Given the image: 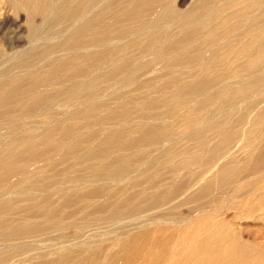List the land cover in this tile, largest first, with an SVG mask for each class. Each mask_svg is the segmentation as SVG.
Segmentation results:
<instances>
[{
    "label": "bare ground",
    "instance_id": "6f19581e",
    "mask_svg": "<svg viewBox=\"0 0 264 264\" xmlns=\"http://www.w3.org/2000/svg\"><path fill=\"white\" fill-rule=\"evenodd\" d=\"M111 1L6 0L14 11L26 14L25 29L28 48L25 51H13V54L5 56L7 68H4L0 73V244L8 248L14 245L13 248L18 249L19 252L20 248L28 245L29 240L34 241L35 238L42 237L41 235L45 232L41 227L43 222L56 229L61 228L60 225L62 224H74L73 221L75 220H71L73 210L67 211L63 218L58 222L56 221V225L54 222L57 213L67 210L74 200L83 199V201L87 200L90 211L84 215V219L79 218L81 219V223L80 220L78 221L80 224L75 223L73 226L78 229L77 239H84L85 241L71 247H59L56 252L46 256L37 253L34 255L35 259L55 256L54 262L57 259L69 263L72 261V264H83L84 262L89 264H125L129 260L137 258L148 247L149 264H264V247L256 242L254 235L240 227L243 223L264 222V0H224L221 5L219 4L211 10L206 9V6L217 0H197L192 8L190 7V11L186 10L188 11L186 13L177 12L173 6L167 4L163 5L161 10L156 8L158 11L151 18H147V22L139 29L130 27V29L122 30L119 27V29L109 32L110 26H103V23L106 20L107 6ZM238 2L243 6H237ZM129 3L131 4L130 1ZM155 3L161 2L160 0L150 2L136 0L134 9L132 8L133 10L125 16V19L133 16L140 17L139 6L149 8ZM227 10L231 11L226 14ZM223 12L226 15L221 18L220 15ZM107 16L110 17L109 11ZM37 17L40 18L38 23H36ZM112 17L113 19L116 18ZM218 18L221 20L220 23L228 27L229 34L227 35H231V38L228 36L229 41L231 39V43H229L231 47L233 45V52L230 53H232L234 60L227 63L226 59L221 57V52H218L221 58H214L215 60L212 61L206 55H198L196 56V63L199 62V72L196 71L198 73L194 74V83L191 86H189L190 84L182 85L180 88L177 87L178 89L174 86L177 90L169 96L155 97V99L146 102L141 111L147 113V117H143L145 118L142 119L143 122L139 121L140 124L136 125L141 128L140 136L137 139L125 141V144L122 143L126 150H135V155L129 153L131 156H127V158L115 154V157L111 158L112 155H110L109 162L105 164L85 166L83 170L87 176L84 180H77L72 177L65 185L59 183L60 178L57 180L53 178L47 182L43 178L45 176H43L44 170L42 171V169L33 172L36 165L33 166V164L40 158V154L35 151V153H29L27 158V151L48 141L50 146H55L57 143L55 139L64 140L63 137L67 138L77 127L71 120L81 119L89 114L93 116L92 112L99 111L105 106L106 98H95L94 93L97 89L96 83L104 77L103 71L105 69H99L100 66L98 65L88 66L84 63L83 65H80L81 63L76 65L80 59L86 61V59L96 57L101 62L102 59H107L110 54L113 59L110 57V60H106L105 67L110 68L111 75L116 80L119 79L117 85H120L121 88H127L139 73L160 72V64L166 51H173L176 43L179 45V42L184 38L204 31L210 21ZM175 23L178 24L179 32L173 36L169 34V28ZM215 31L212 33L215 34ZM147 35V41L145 39L144 44L140 45L139 43L138 45L139 53L143 56L140 61L138 63H134V61V64L131 65L125 63L126 65L123 66L122 61H129V59L126 61L128 56L126 57L125 50L138 44L141 36L147 37ZM222 38L224 39V37ZM207 41L206 43L210 46V43L214 42L213 39ZM180 46H183V43ZM66 49L70 50L71 56L66 59L64 57L65 60L60 61L59 66L53 67L52 60L44 61L45 57L49 59L48 57L53 53L54 56H57ZM188 49L181 48L173 61L182 62L184 60L182 56ZM91 50H95L94 53H90ZM129 57L131 58V56ZM77 59H79L78 62ZM42 60L47 63V66H52V69L47 71V75L37 77L35 69L32 67L35 66L34 63L40 64ZM120 63L122 67L118 68L117 65ZM21 68H23L21 70L23 73H19ZM61 70H64V76H62ZM105 74L107 73L105 72ZM63 79L66 82L69 81L70 85L69 83L68 85L62 83L61 80ZM175 80L169 81L175 82ZM53 81H59L60 85L53 86L56 85ZM113 85L115 84L113 83ZM151 85L153 86V84ZM42 87L45 90H42ZM152 90L157 92L158 87H153ZM96 96L100 95L97 93ZM56 97L62 98V101L56 103ZM183 97L193 100L196 108L204 112L199 120L198 118L190 120L187 115L189 121L186 127L192 128L191 132L196 137L197 145L194 147V151L191 149L192 153L186 152L179 155L178 163L173 164V162L172 165L174 166L168 167V170L165 169L175 180L174 183L169 182L170 185H167L169 190L167 196H172L169 201L166 202L162 200V197L158 198L157 195L147 197L149 201L144 203L145 195L137 200L134 191L144 187L142 186L144 179L151 178H146L149 171L155 173L152 171L155 167L162 170L165 164L163 166L161 159H167L170 155L168 148H166L167 144H161L158 151L155 149L157 151H155V155L148 154L147 148H152V146H156L157 143L159 144L168 138L166 119L174 110L181 109L182 102L180 100ZM213 101L216 103L215 107L211 106ZM124 107L121 106L119 110L125 109ZM56 109L58 111L69 109L70 112L64 111L65 114L63 113L64 117L62 118L58 115H54L55 118L52 116V119L48 118L49 111ZM118 111L113 110L108 117L99 119L100 122H104L107 118L115 120L119 118L122 123H118L114 134L109 130H106L104 134L102 133L104 136L101 137L100 141L98 140L99 144H97L99 151L97 153L94 151L85 153L87 154L84 155L87 162L92 161L91 163H93V160L97 158L106 157L108 148L117 147L118 144L120 146V143L124 141L123 131L131 125L126 127L128 123L126 120L128 119L126 117L127 112L125 110V112ZM138 111L140 112V110ZM100 125L103 124L100 123ZM37 130L39 133L34 137L33 131L36 132ZM60 130H62L61 136L60 134L56 135V132H60ZM102 130L105 129L102 128ZM128 130L127 132H129ZM55 136L60 137L55 138ZM84 136L85 139L90 138L88 135ZM75 137H71V139ZM206 138L211 139L212 142H210L211 140L206 142ZM17 146L18 148H16ZM53 148L55 149V147ZM170 156L172 158V153ZM171 158H168L169 162L172 161L173 158ZM73 163L76 164V162ZM71 168L73 167L63 168L64 170L59 171L56 178L68 176L66 173H69ZM166 175L164 174V176ZM106 184L113 185L110 192L107 194L105 192L109 197L122 195L123 189L125 190L124 186H128L133 192L128 194L124 192L123 199L118 201L108 203H106L107 201H91L89 198L100 197L102 186ZM149 184V188L148 186L144 188L150 190L154 187V184L152 186L150 182ZM48 189L52 192L49 195ZM66 189L68 190L65 192ZM59 192L61 194L65 192L63 194L65 197L59 201L56 200L53 208L50 207L49 210L46 208L47 212H44V206H47L46 203L51 200L50 195ZM177 198H179V202L181 201V205H194L196 212L191 214L192 217L179 218L170 213L171 210L168 209L170 206H167L170 211L166 208L167 211L164 209L166 212L154 211L155 208L160 209L166 204H171ZM42 204H45L43 208H37L38 205ZM29 207H36L37 209L21 216L20 213L23 214ZM257 211L262 213L258 215L256 214ZM91 215L98 216H94L96 217L94 218ZM14 217L15 219L17 217L16 223L17 221L18 223L12 225L11 220ZM30 220L32 221L31 225ZM53 223L54 225H52ZM68 227L70 226L68 225ZM75 236L72 235L70 238ZM109 239L116 242L117 249L107 261L99 262L98 256L90 254L89 250L95 249L97 252L102 243ZM15 241L17 243H11ZM76 249H83L87 253L83 257L85 259L83 262H80L82 259L79 261L75 259L76 261H74L72 250ZM13 251L15 252V250ZM91 253L94 254L95 252Z\"/></svg>",
    "mask_w": 264,
    "mask_h": 264
},
{
    "label": "rangeland",
    "instance_id": "374dc122",
    "mask_svg": "<svg viewBox=\"0 0 264 264\" xmlns=\"http://www.w3.org/2000/svg\"><path fill=\"white\" fill-rule=\"evenodd\" d=\"M129 1L131 2V4L129 3ZM112 0L109 4H108V6H107V10H106V12H107V15H108V11H109V15H110V17H108L107 15H106V20H105V22L103 23V26L104 25H106V26H110V28H109V32H113V31H115V30H117V29H119V27H120V29H122V30H126V29H130V27L133 29H139V28H141L142 27V25H144L145 24V22H147L146 20H148L149 18H151V16L156 12V11H158V10H161L165 5H167V4H170L171 6H173V8L178 12H188V11H190L191 10V8H192V6L195 4V2L197 1V0H160V2L161 3H155V4H153L152 5V7L150 8H147V7H144V8H142V6H139L138 8H140V12H141V14L139 15L140 17H136V16H133V17H129L128 19H125V16L127 15V14H129V13H131V11L134 9V5H135V1L136 0ZM147 2H150V1H153V0H146ZM224 0H217V1H215V2H213L212 4H210V5H207L206 6V9L208 8V9H214V8H216L217 6H219V4L221 5L222 4V2H223ZM126 2V3H125ZM217 2H218V4H217ZM239 3V2H238ZM106 5H107V3H106ZM129 5V6H128ZM160 5V6H159ZM164 5V6H163ZM212 5V6H211ZM239 5V7H241V6H243V4H241V3H239V4H237V6ZM115 6V7H114ZM119 6V7H118ZM127 6V7H126ZM155 7V8H154ZM191 7V8H190ZM125 8H127V9H125ZM133 8V9H132ZM153 8V9H152ZM158 10H157V9ZM151 9V10H150ZM155 9V10H154ZM234 9V8H233ZM124 10H126V11H124ZM154 10V11H153ZM186 10H188V11H186ZM153 11V12H152ZM229 11H231V10H227L226 11V14H228L229 13ZM115 12V13H114ZM119 14H118V13ZM123 14H122V13ZM148 12V13H147ZM225 12V11H224ZM222 13L221 15H220V17L221 18H223V17H225V13ZM111 13V14H110ZM126 13V14H125ZM147 13V14H146ZM151 13V14H150ZM145 14V15H144ZM25 15V16H24ZM112 16H114V18L115 19H113V17ZM146 16V17H145ZM25 17H26V14H24L23 12H17V11H14V9H13V7H11V5H9V4H7V2H6V0H0V73L4 70V68H7V64H5V60H6V58H5V56L7 57V56H9V55H11V54H13L14 52H16V51H18V50H23V51H25V49H27L28 48V45H27V41H26V29H25ZM122 18V19H121ZM133 18V19H132ZM140 18V19H139ZM148 18V19H147ZM137 19V20H136ZM143 19H145V20H143ZM40 20V18L39 17H37L36 18V23H38V21ZM130 20V21H129ZM139 20V21H138ZM122 21V22H121ZM127 21V22H126ZM220 18H218V19H216V20H212V21H210L209 22V24H207V26L208 27H205L206 29L204 30V31H202V32H199V33H194L193 34V36H190V37H187V38H184L183 40H181L180 42H179V45L176 43V45L173 47V51H166V53L164 54V56H163V61L161 62V64H160V66H161V71L160 72H158V73H139L134 79H133V83L131 82V85H129V86H127V88L126 87H123V88H121L120 87V85H117V83L119 82V79L118 80H116L115 78H114V76L113 75H111V70H110V68L108 67H105L106 65V60H110V57H111V55L109 54V57H107V59H102L101 60V62L99 61V60H97L96 59V57H91L90 59H86V61H85V59H77L76 61L78 62V60H79V62L78 63H76V65L77 64H79V63H81L80 65H83V63H84V65H98V66H100L99 67V69H101V68H104L105 70L103 71L104 72V77H103V79H100V81H98L97 83H96V90H95V98H106L105 99V106L101 109V110H99V111H95L94 113L92 112V114H93V116H91L90 114L89 115H86V117H84V118H76L75 120H71L74 124H75V129L72 131V133H70V135H68V137L66 138H64L63 137V139L65 140H62L61 138H58V137H60L61 136V134L60 133H62V130H60V132H56V135H59L60 134V136H55V138H58L57 140L55 139V142H57L56 144H55V146H50V144H48L49 143V141L48 142H46V143H41V144H39V145H37V146H35L34 148L35 149H32V150H30V151H27L26 153V156H27V158L29 157V155L30 154H32V153H35V151L38 153V154H40V158H38V160H37V162L36 163H34L33 164V166H34V170H33V172H35L37 169H39V170H41L42 169V171L44 172V174H43V176H45V177H43L47 182L49 181V180H53V178L55 179V180H57V179H59L60 178V180H59V183H61L62 185H65V183H67L68 182V180H70L72 177H73V179H77V180H84L85 179V177L87 176V174H86V172H85V170H83V168L85 167V166H87V165H100V164H105V163H107V162H109V160H110V155H112V157L111 158H113V157H115V155L116 156H118V155H123V157L124 158H127V156L129 157V156H131V155H135L136 154V152H135V150L133 151V150H126L124 147H125V145H123V144H125V141H131V140H134V139H137L139 136H140V132H141V128L139 127H137L139 124H140V122H143V120L145 119V118H143V117H147L146 116V114L147 113H144V111H141V108L145 105V103L146 102H148L149 100H152V99H155V97L156 98H160L161 96L162 97H167V96H169L171 93H173L174 91H176L178 88H180V86H187V84L189 85V86H191L193 83H194V80H193V76H194V74L195 73H198L199 72V62H197L196 63V56H198V55H206L208 58H209V60L210 61H212V60H215V59H218V58H224V59H226L225 61L228 63V61L229 62H231V61H233L234 59H233V56H232V53H230V52H233V45H232V47L230 46V43H231V39H230V41H229V38H231V35H227V34H229L228 33V27H225L226 25H223L222 23H220ZM131 22V23H130ZM138 22V23H137ZM129 23V24H128ZM136 23V24H135ZM118 24H119V26H118ZM125 24V25H124ZM133 24V25H132ZM222 26H221V25ZM117 25V26H116ZM128 25V26H127ZM135 25V26H134ZM137 25V26H136ZM216 26V27H215ZM212 27H215V28H212ZM113 28V29H112ZM172 28V29H171ZM226 28V29H225ZM115 29V30H114ZM209 29V30H208ZM216 31H215V30ZM112 30V31H111ZM209 32H208V31ZM219 30V31H218ZM214 31H215V34H213L214 33ZM143 33H144V31H142ZM178 32H179V28H178V24H173L170 28H169V34L170 35H173V36H175V35H177L178 34ZM204 32V33H203ZM207 32V33H206ZM213 32V33H212ZM225 32V33H224ZM173 33V34H172ZM209 33V34H208ZM202 34V35H201ZM208 34V35H207ZM212 34V35H211ZM224 34V35H223ZM214 35V36H213ZM221 35V36H220ZM226 35H227V37H226ZM198 38H197V37ZM204 36V38H202ZM208 36V37H207ZM212 36V37H211ZM218 37L217 38V40H215L216 39V37ZM220 36V37H219ZM228 36H229V38H228ZM207 39H206V38ZM222 37H224V39L222 38ZM146 38H148V35H147V37L146 36H141L139 39V42H138V44H136V45H133V46H131L129 49H128V51H127V49L125 50V53H126V57H127V60L126 61H128V59H129V61H131V62H124V61H122L121 63H122V65L124 66V65H126L125 63H127V65H131V64H134V63H138L139 61H140V59L143 57L142 56V54H140L139 53V48H138V45H139V43H140V45H142V44H144L146 41H147V39ZM195 38H196V40H195ZM213 39V41L214 42H211L210 44H211V46L210 45H208V43H209V41H207L208 39H210V41ZM146 39V41H144ZM205 39H206V41L208 42V43H206V41H205ZM227 41H226V40ZM125 41H126V39H124ZM199 40V41H198ZM224 40H225V44H224ZM143 41V42H142ZM196 41V42H195ZM219 41V42H218ZM221 41V42H220ZM223 41V42H222ZM189 43V44H187V43ZM191 42V43H190ZM199 42H200V44H199ZM218 42V43H217ZM227 42V43H226ZM230 42V43H229ZM182 43H183V46H180V45H182ZM212 43H213V45H212ZM218 44V46H216ZM220 44V45H219ZM193 47H192V46ZM203 45H204V47H203ZM225 45V46H224ZM227 45V46H226ZM189 46H191V47H189ZM198 46V47H197ZM221 48H220V47ZM216 47V48H215ZM134 48V49H133ZM181 48H189L184 54H183V56H182V58L184 59L182 62H175V61H173L174 59H175V55H176V53L181 49ZM199 48V49H198ZM206 48V49H205ZM219 48V49H218ZM225 48V49H224ZM166 49V48H165ZM193 49V50H192ZM205 51H204V50ZM212 49V50H211ZM215 49H217V50H215ZM221 49V50H220ZM208 50V51H207ZM220 50V51H219ZM226 50H227V52H226ZM14 51V52H13ZM70 50H65V51H63V52H60L59 54H64V55H57V56H54V53L53 54H51L50 55V57H48L49 59H47V57H45L46 59H44V61L45 62H47V61H50V60H52V63H54V64H52V66L54 67H57V66H59L60 65V61H62V60H65L67 57H70L71 56V52H69ZM93 51H95V50H93ZM92 50H91V52L90 53H94ZM176 51V52H175ZM224 53H223V52ZM67 52V53H66ZM174 52V53H173ZM188 52V53H187ZM220 53V55H221V57H220V55H218L219 53ZM192 53V54H191ZM216 53V55H214ZM228 55H227V54ZM132 54V55H131ZM135 54V55H134ZM195 54V55H194ZM2 55H4L3 57H2ZM173 57H172V56ZM186 55V56H185ZM188 55H190L189 57H188ZM192 55V56H191ZM219 57H218V56ZM129 56H131V58L129 57ZM141 56V57H140ZM224 56V57H223ZM225 56H226V58H225ZM229 58H228V57ZM64 57H65V59H64ZM62 58V59H61ZM147 58V57H146ZM174 58V59H173ZM215 58V59H214ZM230 58H232V59H230ZM111 59H113L112 57H111ZM134 59V60H133ZM136 59H139V60H137L136 61ZM193 59H194V61H195V63H194V61H193ZM229 59V60H228ZM54 60H56V61H54ZM59 60V61H58ZM170 60V61H169ZM189 60V61H188ZM81 61V62H80ZM92 61V62H91ZM135 61V62H134ZM185 61V62H184ZM45 62H43V60H42V64L40 63V64H38V63H34L33 64V61L31 62L33 65H35V66H33L32 68L33 69H35L34 71H35V75H37V77H41V76H43V75H47V71H49L50 69H52V66H47L46 64L47 63H45ZM56 62V63H55ZM75 62V61H74ZM86 62V63H85ZM92 64H91V63ZM96 62H100V63H96ZM134 62V63H133ZM169 62V63H168ZM190 62V63H189ZM43 63H45V64H43ZM49 63H51V62H49ZM96 63V64H95ZM121 63L120 64H118L117 65V67L118 68H120V67H122V65H121ZM130 63V64H129ZM180 63H181V65H180ZM184 63H185V65H184ZM56 64H58V65H56ZM165 64V65H164ZM172 64V65H171ZM36 65H37V67H36ZM41 65V66H40ZM164 66V67H163ZM175 66H177V67H175ZM179 66V67H178ZM46 67V68H45ZM174 67V68H173ZM1 68H3L2 70H1ZM193 68V69H192ZM166 69V70H165ZM172 71H171V70ZM20 70V72L19 73H23L21 70H23V68H21V69H19ZM164 70V71H163ZM64 71V70H63ZM63 71L61 70V74H62V76H64V73H63ZM165 71H167V72H169V73H165ZM196 71H198V72H196ZM105 72L107 73V74H105ZM180 72V73H179ZM37 73V74H36ZM41 74V75H40ZM144 74V75H143ZM175 76H174V75ZM105 75H106V77H105ZM109 75H110V79H109ZM163 75V76H162ZM173 75V76H172ZM196 75V74H195ZM0 76H1V74H0ZM179 76H180V78H179ZM156 77V78H155ZM170 77V78H169ZM111 78H112V80H111ZM119 78V77H118ZM140 78V79H139ZM166 78H167V80H166ZM179 78V79H178ZM106 79V80H105ZM171 79H173V81L175 80V82H170L169 80H171ZM183 79V80H182ZM147 80V81H146ZM191 80V81H190ZM62 81V83H64L65 85H68V83H69V85H70V82L69 81H65L64 79L63 80H61ZM107 81V82H106ZM54 82V84L56 83V85H53V86H58V84L60 85V82L59 81H53ZM103 82H105V83H103ZM61 83V84H62ZM113 83L115 84V85H113ZM150 83V84H149ZM181 83H183V84H181ZM110 84V85H109ZM113 86H112V85ZM148 84V85H147ZM151 84H153V86L151 85ZM165 84V85H164ZM100 87H99V86ZM109 85V86H108ZM133 85V86H132ZM157 85V86H156ZM103 86V87H102ZM106 86V87H105ZM165 86V87H164ZM167 86V87H166ZM177 88V89H175V87ZM105 87V88H104ZM147 87H148V89H147ZM151 87V88H150ZM153 87H158V90H157V92H153V90H152V88ZM159 87H160V89H159ZM172 87H174V88H172ZM103 88V89H102ZM115 88H117V89H115ZM101 89V90H100ZM42 90H45V88L44 87H42ZM148 90V91H147ZM172 90V91H171ZM149 91H150V94H149ZM170 93H169V92ZM112 92V93H111ZM114 92V93H113ZM137 92V93H136ZM143 92V93H142ZM160 92V93H159ZM98 93V95H100V96H96V94ZM100 93V94H99ZM117 94V95H116ZM110 95V96H109ZM160 95V96H159ZM109 96V97H108ZM114 96V97H113ZM117 98H116V97ZM112 97V98H111ZM109 100H108V99ZM129 99V100H128ZM145 99V100H144ZM120 100V101H119ZM133 100V101H132ZM144 100V101H143ZM62 101V98H60V97H56L55 98V102L56 103H58V102H61ZM115 101V102H114ZM119 101V102H118ZM181 102H182V105H181V109H179V110H174L172 113H171V115H168V116H170L168 119H166V124H167V137L168 138H166V139H164V140H162L159 144L157 143V145L156 146H152V148H147L148 149V154H151V155H155L156 153H155V151L157 150H159V148L161 147L160 145L162 144H167V146H166V148H168V150H169V154L171 155V153H172V158H171V156L169 155L168 156V158L170 159H172V161L170 160V162H169V159L167 158H162L161 159V163L163 164V166H164V164H165V166H164V168H162V170H161V168L159 169L158 167H155V168H153L152 169V171L154 172L155 171V173H152L151 171H149L148 172V176L146 175V178L147 177H151V178H147V179H144L143 180V184H142V186H144L145 188H147V186L148 185H150L149 184V182L151 183V186L154 184V187H152V188H150V190H148V189H145L144 187H141L140 189L139 188H137L136 190L138 191H134L135 193V195H137L136 196V199L138 200L139 199V197L141 198L143 195H145L144 197H145V199H144V203H145V201L146 202H148L149 201V198L147 199V197H151V196H157L158 195V198H161L162 197V200H165L166 202H168L169 201V199L172 197L171 195H168L167 196V194H169V190H168V184L170 185V183L172 184V183H174V178L172 179V175L171 174H168V172H167V168L168 167H170V166H174V165H172V163L173 164H177L178 163V160H179V155H181V154H183V153H186V152H189V153H192L193 151H194V147L197 145V140H196V137H194L195 135L191 132L192 130V128H190V127H186V125H187V122L189 121V119L190 120H194V119H196V118H198V120L204 115L203 113L204 112H201L200 111V109H197L196 107V105H194V102H193V100L191 101V99H186V97H183V99L181 98V100H180ZM186 101V102H185ZM117 102V103H116ZM190 102V103H189ZM214 102V101H213ZM212 102V105L211 104H209V105H211L212 107H215L216 106V103L214 102L213 103ZM129 103V104H128ZM120 104V105H119ZM186 104V105H185ZM191 104V105H190ZM128 105V106H127ZM130 105V106H129ZM194 105V106H193ZM119 106V107H118ZM121 106H125L124 108L125 109H123V110H119V108L121 107ZM141 106V107H140ZM185 106V107H184ZM193 108H192V107ZM190 107V108H189ZM208 107V106H207ZM210 107V106H209ZM108 108V109H107ZM110 108V109H109ZM112 108V109H111ZM196 108V109H195ZM57 110V109H56ZM55 110V111H56ZM104 110V111H103ZM114 110H116V111H118V112H121V111H123V112H127V116L126 117H128V119H126L127 121H128V123H127V126L126 127H128V126H130V127H128V128H125L124 129V133L122 134V135H124L123 137H124V141L123 142H121L120 143V146H119V144H118V146L117 147H113V148H108V151H107V155H106V157H104V158H97V159H95V160H93V163H91L92 161H88L87 162V160H86V158H85V156L84 155H87V154H85V153H88L89 151H94V152H98L99 151V148H98V145L97 144H99V141L103 138V134L106 132V130L108 131H111V133H113L114 134V132H116V130H117V126H118V123H122L121 122V119L119 120V118L117 119V120H115V119H106L104 122H100V118H104V117H108L110 114H111V112ZM125 110V111H124ZM128 110V111H127ZM138 110H140V112L138 111ZM185 110V111H184ZM187 110V111H186ZM189 110H191V111H189ZM193 110V111H192ZM196 110V111H195ZM55 111H49V115H48V118H51L52 116V118H55L54 117V115H58V117H60V118H62V117H64V114H65V112H70V111H72V108H70V111H69V109L67 110L66 109V111L65 110H57L56 112ZM62 111V112H61ZM65 111V112H64ZM108 111V112H107ZM184 111V112H183ZM98 112H100V113H98ZM148 112H150V111H148ZM200 112V113H199ZM52 113V114H51ZM63 114V116H62V114ZM109 113V114H108ZM132 113V114H131ZM134 113V114H133ZM189 113H190V115H189ZM61 114V115H60ZM106 114V115H105ZM194 114V115H193ZM118 115H120V114H118ZM187 115L189 116L188 118H187ZM46 116V115H45ZM101 116V117H100ZM131 117V119H130V117ZM184 116V117H183ZM47 117V116H46ZM142 117V118H141ZM194 117V118H193ZM51 118V119H52ZM143 119V120H142ZM172 119V120H171ZM46 120V119H45ZM83 120V121H82ZM94 120V121H93ZM96 120H97V122H96ZM111 120V121H110ZM120 122H119V121ZM130 120V121H129ZM142 120V121H141ZM182 120V121H181ZM92 123H91V122ZM117 121V122H116ZM132 121V122H131ZM140 121V122H139ZM178 121H180V122H178ZM88 122V123H87ZM131 122V123H130ZM136 122H138V123H136ZM175 122H176V124H175ZM87 123V124H86ZM95 123H99L98 125L97 124H95ZM100 123L101 124H103V125H100ZM113 123V124H112ZM130 123V124H129ZM84 126H83V125ZM93 124V126H91ZM119 124V125H120ZM133 124H134V126H133ZM82 125V126H81ZM89 125V126H88ZM95 125V126H94ZM104 125H105V127H104ZM112 127H111V126ZM137 125V126H136ZM170 125V126H169ZM175 125V126H174ZM177 125V126H176ZM100 126V127H99ZM115 126V127H114ZM133 126V127H132ZM172 126V127H171ZM174 126V127H173ZM61 127H63V126H61ZM78 127H79V129H78ZM82 127V128H81ZM85 127V128H84ZM95 127V128H94ZM97 127H98V129H97ZM170 127V128H169ZM102 128L103 129H105V130H102ZM77 129V130H76ZM87 129H88V131H87ZM128 129H130V130H128L129 132H127V130ZM134 129V130H133ZM137 131H136V130ZM169 129V130H168ZM187 131H186V130ZM97 131V132H94V131ZM102 130V131H101ZM133 130V131H132ZM172 130V132H169V131H171ZM99 131V132H98ZM104 131V132H103ZM113 131V132H112ZM131 131V132H130ZM135 131V132H134ZM174 131V132H173ZM186 131V132H185ZM34 132V137H36V135L39 133V131L37 130L36 132L35 131H33ZM75 132V133H74ZM81 132V133H80ZM133 132V133H132ZM139 132V133H138ZM79 133V134H78ZM90 133V134H89ZM103 133V134H102ZM132 133V134H131ZM185 133H187V134H185ZM190 133V134H189ZM73 136H72V135ZM88 135V137H90V138H87V139H85L86 137L84 136V135ZM130 135V137H131V139H130V137H128L129 135ZM172 134V135H171ZM96 135V136H95ZM101 135V136H100ZM133 135V136H132ZM175 137H174V136ZM186 135V136H185ZM192 135V136H191ZM75 137V138H72L71 139V137ZM83 136V137H82ZM95 137V138H94ZM99 137H100V139H99ZM102 137V138H101ZM173 137V138H172ZM192 137H194V138H192ZM83 138V139H82ZM94 138V139H93ZM97 138V139H96ZM128 138V139H127ZM171 138V139H170ZM61 139V140H60ZM71 139V140H70ZM208 138H206V142H209L211 139H208ZM70 140V141H69ZM99 140V141H98ZM166 140H168V141H166ZM58 141H59V143H58ZM62 141V142H61ZM68 141H69V143H68ZM192 141V142H191ZM61 142V143H60ZM65 144H64V143ZM77 142H79V144H77ZM92 142V143H91ZM95 143V146H93L94 145V143ZM97 142V143H96ZM165 142V143H164ZM174 142V143H173ZM210 142H212V140L210 141ZM40 143V142H39ZM76 143V144H75ZM123 143V144H122ZM46 144V145H45ZM68 144V145H67ZM71 144V145H70ZM80 144H82V145H80ZM170 144V145H169ZM172 144V145H171ZM44 145H45V147H44ZM66 145V146H65ZM159 145V146H158ZM58 146V147H57ZM74 146V147H73ZM77 146V148L75 149V147ZM122 146V147H121ZM171 146H172V148H171ZM174 146V147H173ZM39 147H40V149H39ZM49 147V148H48ZM53 147H55V149L53 148ZM60 147V148H59ZM120 147V148H119ZM16 148H18V146L16 147ZM48 148V149H47ZM57 148V149H56ZM58 148H59V150H58ZM69 148H71V149H69ZM72 148H74V149H72ZM81 148V149H80ZM96 148V149H95ZM39 149V150H38ZM51 149V150H50ZM61 149H62V151H61ZM68 149V150H67ZM94 149V150H93ZM156 149V150H155ZM175 149V150H174ZM189 149H190V151H189ZM191 149H193V151H191ZM34 150V151H33ZM54 150H55V152H54ZM58 150V151H57ZM68 152H67V151ZM81 150V151H80ZM153 150H154V152H153ZM42 153H41V152ZM45 151H47V153H45ZM60 151V152H59ZM116 151V152H115ZM117 151H118V153H117ZM121 151V152H120ZM134 153H133V152ZM152 151V152H151ZM156 151V152H157ZM59 152V153H58ZM125 152V153H124ZM30 153V154H29ZM70 153V154H69ZM84 153V154H83ZM131 155H130V154ZM155 153V154H154ZM29 154V155H28ZM62 154V155H61ZM64 154V155H63ZM81 154V155H80ZM115 154V155H114ZM175 154V155H174ZM241 154V153H240ZM83 155V156H82ZM51 156V157H50ZM110 156V157H109ZM157 156V155H156ZM175 156V157H174ZM63 157H64V160H66V161H64V160H62L63 159ZM61 158V159H60ZM76 158V159H75ZM109 158V159H108ZM74 159H75V161H74ZM85 159V160H84ZM99 159V160H98ZM167 161H166V160ZM54 160V161H53ZM62 160V161H61ZM84 160V161H83ZM98 160V161H97ZM108 160V161H107ZM174 160V161H173ZM175 160H176V162H175ZM57 161V163H55ZM73 162H76V164L75 163H73ZM81 162H82V164H81ZM84 162V163H83ZM41 163V164H40ZM52 163V164H51ZM86 163V164H85ZM90 163V164H89ZM73 165V166H72ZM79 167H78V166ZM42 166V167H41ZM45 166V167H44ZM52 166V167H51ZM73 167V168H71L70 169V174L69 173H66V174H68V176L67 175H65V176H61V177H57L56 178V175H58V172L59 171H62V170H64L63 168H68V167ZM35 167H37V168H35ZM41 167V168H40ZM49 167V168H48ZM63 167V168H62ZM81 168V169H80ZM165 169H167V170H165ZM156 170H158L157 171V173H156ZM160 170L162 171L161 172V175L163 176H161L160 174H159V172H160ZM49 171V172H48ZM32 172V173H33ZM150 172H151V174H150ZM163 172H165V173H163ZM156 174V175H155ZM164 174L166 175V176H164ZM30 176V175H29ZM67 176V177H66ZM71 176V177H70ZM79 176V177H78ZM157 176V177H156ZM83 177V178H82ZM165 177V178H164ZM167 177V178H166ZM70 178V179H69ZM80 178V179H79ZM162 178H164V179H162ZM187 178V177H186ZM157 179V180H156ZM160 179V180H159ZM169 179V180H168ZM151 180V181H150ZM172 180V181H171ZM155 181V182H154ZM63 182H64V184H63ZM146 182V184H144ZM148 182V183H147ZM158 182H160V183H162V184H158ZM170 182V183H169ZM163 185V186H162ZM164 185H166V186H164ZM105 186V187H104ZM109 186H110V188H109ZM159 186V187H158ZM104 187V188H103ZM112 187V188H111ZM162 187V188H161ZM124 188H125V190L123 189V193H122V195H117V196H115V197H109V196H107L106 194L108 193V192H110L112 189H113V185L112 184H106V185H103L102 186V193H101V195H100V197H97V198H89V199H91V201H93V200H96V201H107L106 203H108V202H113V201H118V200H121V199H123V194H124V192H126L125 194H128V193H132L133 191H131L129 188H128V186H124ZM148 188H149V186H148ZM158 188V189H157ZM167 189V191H166V189ZM106 189V190H105ZM127 189V190H126ZM68 189H66V190H64L65 192L67 191ZM144 192H143V191ZM145 190H146V193H145ZM158 191V192H156L155 193V191ZM160 190V191H159ZM83 191V190H82ZM168 192V193H166V192ZM64 192V193H65ZM105 192H106V194H105ZM148 192H149V194H148ZM152 194H151V193ZM48 195L49 194H51L52 192L48 189ZM63 192H62V194L59 192V193H55V194H52V195H50V197H51V200H50V202L49 203H46V204H48L47 206H44L45 204H42V205H38L37 206V208H43V206H44V212L46 211L47 212V210H49V209H51V208H53V206H54V204L57 202V201H59L60 199H62L63 197H65V195H63L64 194ZM139 195H138V194ZM141 193V194H140ZM145 193V194H144ZM155 193V194H154ZM163 193V194H162ZM62 195V196H60V195ZM105 194V195H104ZM151 194V195H150ZM160 194V195H159ZM162 194V195H161ZM166 194V195H165ZM59 195V196H58ZM104 195V196H103ZM134 195V196H135ZM121 196V197H120ZM163 196H165V197H163ZM59 197H61V198H59ZM108 197V198H107ZM100 198V199H99ZM115 198H117V199H115ZM164 198V199H163ZM180 198V197H179ZM179 198H177L174 202H172L171 204L169 203V204H166V206H163L162 208H155V210L154 211H160V210H162L163 212H166L168 209H170V210H168V211H170V213H172V214H174V215H176L177 217H179V218H182V219H185V218H189V217H192L191 216V214H193V213H195L196 212V210H195V207H194V205L193 204H190V205H181V201L179 202L178 201V199ZM50 199V198H49ZM48 199V200H49ZM54 199V200H53ZM107 199V200H106ZM109 199V200H108ZM111 199V200H110ZM54 202H53V201ZM57 200V201H56ZM148 200V201H147ZM56 201V202H55ZM76 200H74V202L71 204V206H69L68 207V209L67 210H64V211H60L59 213H57V217L55 218V225H56V223L61 219V218H63L64 217V214L68 211V212H71V210H73L71 213H73V216L75 217H71V220H75V221H73L74 222V224L75 223H78V224H80L81 223V219L84 217V215H86L89 211H90V208H89V206H88V203H87V200H84L83 201V199L81 200L80 199V201L79 200H77L76 202H75ZM178 203H179V205H178ZM74 204V205H73ZM174 204H175V206H174ZM86 206V207H84V206ZM176 205H177V207H176ZM49 206V207H48ZM83 206V207H82ZM167 206L169 207L168 209H167ZM180 206V207H179ZM51 207V208H50ZM36 207L34 208V207H29V208H27L24 212H23V214H21L20 213V215L21 216H24V215H26V214H29L30 212H33L35 209H37ZM46 208H47V210H46ZM167 210H166V209ZM171 208H173V209H171ZM29 209V210H28ZM77 209V210H76ZM83 209H85V210H87V211H85V210H83ZM157 209V210H156ZM164 209L166 210V211H164ZM82 210V211H81ZM76 212V213H75ZM262 212H260V211H257V213L256 214H258V215H260ZM62 216H61V215ZM75 214V215H74ZM59 215V216H58ZM94 216H98V215H91V217H94ZM96 217H94V218H96ZM12 218H13V215H12ZM79 218H81V219H79ZM14 219H15V217H14ZM14 219H12L11 220V222H12V225H15V224H17L18 223V221H17V223H16V220H17V217H16V219L14 220ZM42 219V218H41ZM58 219V220H57ZM84 219V218H83ZM71 220H69L70 222H72ZM80 220V221H79ZM13 221H14V223H13ZM57 221V222H56ZM80 223H79V222ZM30 222V225H31V223H32V221L30 220L29 221ZM44 224H42L41 225V227H43V229H44V233L41 235L42 237H37V238H35L34 239V241L33 240H29L28 242H27V244L28 245H26V246H24L23 248H20L19 249V252L17 251L18 249H15V248H13L14 247V245H12V246H10V248H8V247H5V246H3V245H1L0 244V264H72V261H70V263L69 262H67V261H58L57 259H55V262H54V257L55 256H49V257H46L45 259H35V254H42L43 256H46V255H49V254H52V253H54V252H56V250L59 248V247H62V246H64V247H66V246H68V247H71L72 245L74 246L75 244H79V243H81V242H84L85 240L84 239H77V232H78V229L77 228H75L73 225L74 224H68L67 222V225L66 224H62V225H60V227L61 228H52V227H50L49 226V224L47 223H45V222H43ZM54 223L52 224V225H54ZM67 228H65L64 226ZM68 225L70 226V227H68ZM240 226V225H239ZM72 227V228H71ZM241 228H244V230H246L247 232L249 231L250 232V234L251 235H254V238L256 237V242L257 243H259V244H261V246H263L264 247V222H262V221H259V222H256V223H243L241 226H240ZM46 229V230H45ZM53 229V230H52ZM56 229V230H55ZM75 229V230H74ZM76 229H77V231H76ZM55 230V231H54ZM62 230V231H61ZM61 233V234H60ZM75 233V234H74ZM58 234H60V235H58ZM160 234V233H159ZM46 235V236H45ZM58 235V236H57ZM67 237H66V236ZM75 236V237H71L70 238V236ZM256 235V236H255ZM61 236V237H60ZM62 236H63V238H65V239H63L62 238ZM60 237V238H59ZM50 238V239H49ZM68 239V240H67ZM46 240V241H45ZM63 241V242H62ZM65 241V242H64ZM120 242H121V240H119ZM119 241H118V244H119ZM24 242V241H23ZM11 243H13V244H15V243H17L16 241L15 242H11ZM38 247H37V246ZM31 246V247H30ZM12 248V249H11ZM25 248H27V249H25ZM47 248V249H46ZM147 248L148 247H146L143 251H142V253L137 257V258H133V259H131V260H129L127 263H125V264H149L150 263V257H149V255H148V253H147ZM10 251H9V250ZM55 249V250H54ZM116 249H117V244H116V242L112 239H109V240H105L103 243H102V245H101V247H100V249L99 250H97V252H96V250L95 249H88L89 250V253L90 254H92V255H97L98 256V261L99 262H102V260H104V261H107L108 259H109V257L113 254V253H115V251H116ZM13 250H15V252L12 251ZM36 250V251H35ZM23 251V252H22ZM18 252V253H17ZM21 252V253H20ZM72 252H73V259H74V261H79V260H81L80 262H83L85 259L83 258L84 256H86V254L87 253H85L84 252V250L83 249H76V250H72ZM91 252H95L94 254L93 253H91ZM85 253V254H84ZM97 253V254H96ZM28 255H29V257H28ZM31 256V257H30ZM96 258V257H95ZM95 258H94V260H95ZM76 259V260H75ZM87 261V260H86ZM120 262H122V261H120ZM88 262H84L83 264H87ZM89 264V263H88Z\"/></svg>",
    "mask_w": 264,
    "mask_h": 264
}]
</instances>
